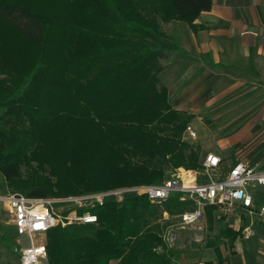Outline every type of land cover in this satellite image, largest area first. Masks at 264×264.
<instances>
[{"label": "trees", "instance_id": "1", "mask_svg": "<svg viewBox=\"0 0 264 264\" xmlns=\"http://www.w3.org/2000/svg\"><path fill=\"white\" fill-rule=\"evenodd\" d=\"M212 6V0H0L6 184L30 197H60L159 184L169 168H198L199 147L182 139L196 115L173 107L159 77L161 59L179 49L160 22L193 26ZM179 196L166 200L170 213L183 210ZM215 210L206 208L210 228ZM91 211L97 223L48 231L47 264H177L163 238L161 206L147 195ZM220 233L234 244L231 227Z\"/></svg>", "mask_w": 264, "mask_h": 264}, {"label": "built area", "instance_id": "2", "mask_svg": "<svg viewBox=\"0 0 264 264\" xmlns=\"http://www.w3.org/2000/svg\"><path fill=\"white\" fill-rule=\"evenodd\" d=\"M186 130L192 138L197 137L191 125ZM260 186L264 187V169L249 160L225 167L222 157L210 152L204 159L202 171L192 170L181 177L165 179L159 184L124 186L60 197H30L12 191L1 196L0 200L11 216L18 237L17 252L21 264H47V234L51 228L97 223L98 216L91 211L92 207L110 200L122 201L134 194H145L151 202L159 203L180 193L182 201L192 204L180 215L179 224L183 228L201 224L207 206H215L216 211L227 216L239 215L238 211L243 210L250 219L241 230V238H250L257 224L261 221L264 223V203L256 206L253 192ZM165 214L168 218V213ZM163 238L169 247H173L176 232L168 228Z\"/></svg>", "mask_w": 264, "mask_h": 264}, {"label": "rangeland", "instance_id": "3", "mask_svg": "<svg viewBox=\"0 0 264 264\" xmlns=\"http://www.w3.org/2000/svg\"><path fill=\"white\" fill-rule=\"evenodd\" d=\"M172 21L177 20L161 21V27L179 45V41L170 32V29L176 30V28L173 29ZM164 60L161 59V62L163 63ZM234 74L236 76L233 79L222 76L219 81H214L212 93L206 94L205 100L208 102L200 98L197 99V103H194L192 101L194 99H190L188 95H183V93H187L183 89L184 85L186 88L191 87L193 82L179 83L180 89L175 90V85H171L168 83L169 81L161 80V84L170 86L171 99L176 92L172 100L176 107H183L182 109L190 112L194 108V106H190V103L196 104L195 107L197 105L200 107V111L193 110L196 117L186 125V128L191 125L195 129L197 137L192 138L185 128L182 138L190 145L199 147L200 166L198 168H169L165 179L173 176L181 177L184 173L192 172V170L202 171L204 159L210 152L220 154L229 165L246 157L252 159L262 157L261 154L264 153V81L250 80L248 79L250 77L242 80L241 72L235 71ZM159 77L163 79L162 75ZM201 85L204 84L200 83ZM2 111L0 108V115ZM242 135L244 136L242 137ZM12 191L14 190L6 184L0 171V197ZM179 200L182 201L180 196ZM165 202L154 204L161 206L162 217L159 219V223L165 226L162 234L164 235L168 228H173L176 232L174 259L177 264H211L217 260L215 246H218V250L224 253L233 251L234 245L220 233L222 229L229 227L232 223L230 219H226V215L215 217L212 228L208 226L207 215L201 224L183 228L179 224L180 215L184 210L192 207V204L186 203L187 201L184 200L182 201V211L170 213ZM166 212L168 218L165 217ZM5 234L8 235V239H2ZM17 245L18 237L15 234L11 216L3 201L0 200V263L21 264Z\"/></svg>", "mask_w": 264, "mask_h": 264}, {"label": "crops", "instance_id": "4", "mask_svg": "<svg viewBox=\"0 0 264 264\" xmlns=\"http://www.w3.org/2000/svg\"><path fill=\"white\" fill-rule=\"evenodd\" d=\"M212 2V9L202 12L193 26L179 20L174 21L176 23L172 21L173 29L176 30L170 29V32L179 41V49L167 52L162 63L164 70L160 74L162 81H169L168 83L176 86L173 87L175 90L180 89L179 83L193 82L191 87L186 88L184 85L183 89L187 93L183 95L194 99V103L200 98L208 102L205 100L206 94L212 93L213 82L219 81L222 76L233 79L235 71L242 73V80L250 77V80L264 81V0ZM200 83L204 85L200 86ZM163 85L168 88L169 101L173 104L176 92L171 99L170 86ZM195 105L190 103L194 108L188 112L195 114L193 110L200 111V107ZM173 107L184 110L174 104ZM261 156L259 155V159L246 157L242 160H249L258 168L264 169V153ZM222 159L225 167L230 166L223 157ZM253 192L255 205L263 204L264 187L260 186ZM238 213L239 215L232 217L226 215V219L232 222L229 227L237 232L233 251H220L221 260L216 253L217 260L211 264H264V223L261 221L257 224L252 237L241 238V230L250 218L243 210ZM214 214L216 218L225 216L216 210Z\"/></svg>", "mask_w": 264, "mask_h": 264}]
</instances>
